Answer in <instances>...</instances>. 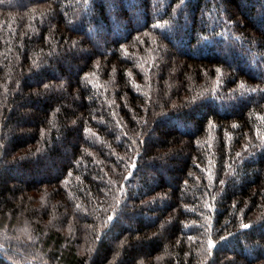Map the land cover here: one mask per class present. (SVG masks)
Segmentation results:
<instances>
[{
  "label": "trees",
  "instance_id": "obj_1",
  "mask_svg": "<svg viewBox=\"0 0 264 264\" xmlns=\"http://www.w3.org/2000/svg\"><path fill=\"white\" fill-rule=\"evenodd\" d=\"M0 264H264V0H0Z\"/></svg>",
  "mask_w": 264,
  "mask_h": 264
},
{
  "label": "rangeland",
  "instance_id": "obj_2",
  "mask_svg": "<svg viewBox=\"0 0 264 264\" xmlns=\"http://www.w3.org/2000/svg\"><path fill=\"white\" fill-rule=\"evenodd\" d=\"M46 168V167H45ZM44 170H47V169H44Z\"/></svg>",
  "mask_w": 264,
  "mask_h": 264
},
{
  "label": "snow or ice",
  "instance_id": "obj_3",
  "mask_svg": "<svg viewBox=\"0 0 264 264\" xmlns=\"http://www.w3.org/2000/svg\"><path fill=\"white\" fill-rule=\"evenodd\" d=\"M245 227H247V225H245Z\"/></svg>",
  "mask_w": 264,
  "mask_h": 264
}]
</instances>
